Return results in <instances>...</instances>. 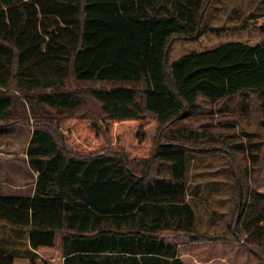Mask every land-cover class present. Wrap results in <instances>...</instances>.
<instances>
[{"label": "trees", "instance_id": "trees-1", "mask_svg": "<svg viewBox=\"0 0 264 264\" xmlns=\"http://www.w3.org/2000/svg\"><path fill=\"white\" fill-rule=\"evenodd\" d=\"M209 2L0 0V145L31 126L37 173L32 197L0 196V223L38 256L0 252V264H183L160 237L212 238L186 191L187 153L204 139L225 150L243 200L233 237L264 264L263 159L231 141L239 119L205 121L246 112L252 95L264 111V11L215 26Z\"/></svg>", "mask_w": 264, "mask_h": 264}, {"label": "rangeland", "instance_id": "rangeland-1", "mask_svg": "<svg viewBox=\"0 0 264 264\" xmlns=\"http://www.w3.org/2000/svg\"><path fill=\"white\" fill-rule=\"evenodd\" d=\"M31 1V0H28ZM264 0H210L204 10V19L208 24L215 26H232L251 13L259 14L263 12ZM68 88L78 87L82 90L90 87H106L105 84L93 83H73L67 82ZM235 97H241L235 96ZM237 98L232 101H224L226 105L237 104ZM243 108L247 111L224 112L217 116L214 112L207 121L210 127L220 129L226 125L232 124L235 117L240 122L234 124L233 129L227 133H233L235 136L233 142L248 145L249 141L255 143L258 147L254 153L258 158L263 159L260 172L257 175V182L254 186L260 192H264V111L258 106V100L252 95L248 99H243ZM201 104V101L199 102ZM218 104H221L220 102ZM208 108L216 107L217 104L206 105ZM246 106V107H245ZM228 113V114H227ZM241 117V119H240ZM218 121H225L219 123ZM227 121V122H226ZM229 123V124H228ZM198 123H193L196 128ZM30 126L24 127L23 135L17 139V148L23 150L25 147V135ZM27 129V130H26ZM218 133V132H216ZM244 133H253L249 139ZM229 141V142H231ZM201 149L187 153V195L188 203L195 214V225L198 232L207 235L209 239L200 238L191 241L188 237L177 234L165 233L163 235H173L177 240V253L183 264H263L252 253L244 248L236 239L232 231L238 223L242 198L239 188L236 187L232 175V167L225 150L212 153L207 150L209 143L207 139L203 141ZM107 148V147H106ZM104 148V151H106ZM211 148V146L209 147ZM20 150H18L20 152ZM248 153L244 154V162L250 167L251 161ZM257 167V166H256ZM0 245H7V251L12 254H26V234L5 224L0 223ZM5 229V230H4ZM5 248V247H3ZM179 251V252H178Z\"/></svg>", "mask_w": 264, "mask_h": 264}, {"label": "crops", "instance_id": "crops-1", "mask_svg": "<svg viewBox=\"0 0 264 264\" xmlns=\"http://www.w3.org/2000/svg\"><path fill=\"white\" fill-rule=\"evenodd\" d=\"M2 7L5 9L4 6ZM24 127L26 128V126H21L13 136L5 137L6 140L9 141V145H0V196L15 195L32 197L34 195L37 173L34 172L26 162V148L33 130L31 126L27 131L28 133L25 135V147L23 150L17 148V139L20 137L19 134L23 135ZM18 150H20V152ZM188 197L189 195H187V200ZM160 238L164 243L167 244L176 245L178 243V239H176L173 235H163ZM25 244V251L27 255L17 253L15 256L24 258L38 257L35 251L29 246L27 234ZM7 247V245L1 244L0 252H4L5 254L11 253L10 251L6 250ZM177 257L181 259L179 256Z\"/></svg>", "mask_w": 264, "mask_h": 264}]
</instances>
